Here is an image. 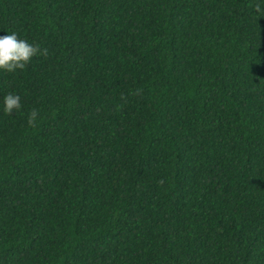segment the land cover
Masks as SVG:
<instances>
[{
	"label": "trees",
	"instance_id": "16d2710c",
	"mask_svg": "<svg viewBox=\"0 0 264 264\" xmlns=\"http://www.w3.org/2000/svg\"><path fill=\"white\" fill-rule=\"evenodd\" d=\"M255 2L0 0V264H264Z\"/></svg>",
	"mask_w": 264,
	"mask_h": 264
},
{
	"label": "clouds",
	"instance_id": "9594fccd",
	"mask_svg": "<svg viewBox=\"0 0 264 264\" xmlns=\"http://www.w3.org/2000/svg\"><path fill=\"white\" fill-rule=\"evenodd\" d=\"M257 15L264 16V0H256L252 5ZM41 50L37 45L28 42L23 38H18L15 31H6V34L0 35V71L14 73L23 70L34 56ZM0 105L5 114L21 108L20 95L16 92H7L0 96ZM38 113L35 109L28 115V123L35 122Z\"/></svg>",
	"mask_w": 264,
	"mask_h": 264
}]
</instances>
